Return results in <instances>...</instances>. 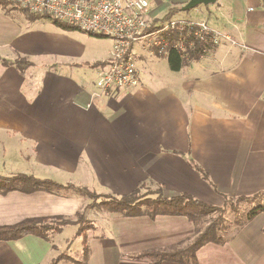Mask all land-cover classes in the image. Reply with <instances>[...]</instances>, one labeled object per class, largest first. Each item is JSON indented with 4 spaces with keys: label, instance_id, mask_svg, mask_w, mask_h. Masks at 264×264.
Returning a JSON list of instances; mask_svg holds the SVG:
<instances>
[{
    "label": "crops",
    "instance_id": "0c3cea01",
    "mask_svg": "<svg viewBox=\"0 0 264 264\" xmlns=\"http://www.w3.org/2000/svg\"><path fill=\"white\" fill-rule=\"evenodd\" d=\"M149 3L151 24L170 11L157 14ZM197 8L170 20L205 22L232 41L212 43L172 71L168 56L142 40L133 48L140 87L104 93L98 73L113 49L50 19L33 20L15 4L0 5V175L116 197L161 188L167 197L187 194L215 207L239 199L264 206V196L252 201L264 195V0ZM91 202L71 190L0 194V226L72 222L49 240L0 242V264H182L153 253L188 243L195 235L188 218L97 208L85 214L93 223L85 255L77 214ZM233 225L224 229L229 234L220 227L222 243L197 251L196 264H264V213Z\"/></svg>",
    "mask_w": 264,
    "mask_h": 264
},
{
    "label": "trees",
    "instance_id": "16d2710c",
    "mask_svg": "<svg viewBox=\"0 0 264 264\" xmlns=\"http://www.w3.org/2000/svg\"><path fill=\"white\" fill-rule=\"evenodd\" d=\"M8 4L13 3L0 0L1 6H6ZM180 10V8H173L163 18L153 21L148 32L156 31L160 24L169 21L172 16ZM22 11L33 20L50 19L56 26L63 30H80L74 25L55 20L46 15H34L24 10ZM195 30L196 28L188 29L183 34L185 55L177 48L173 47V43L178 40L179 31H171L164 36L168 49V63L172 71H180L186 62L198 60L205 54L206 50L210 48V45H212L209 36L206 37L205 41L199 40L195 35ZM90 35L98 38H105L103 36ZM22 62L27 66L29 65L27 61ZM22 62H17V66H21ZM64 190L78 192L93 200L91 204L87 205L83 212L77 214V222L80 225L77 236L84 237L83 249L85 255H87L89 251L87 246V232L93 228V223L86 219L85 214L88 209L97 208L112 213H119L127 217L147 215L151 219H154L158 215H169L188 218L195 226L194 237L183 246H173L165 252L153 253L161 259H173L182 264H196V253L206 243L214 242L220 244L224 241L218 234L221 227V219H223L227 209L238 211V204L244 200H228L223 207H215L187 194H177L167 197L164 195L161 188L147 190L145 193H143L141 189H138L129 195L116 197L110 194L97 193L87 188H78L70 184L61 185L50 179H40L33 175H0V194L2 195L15 191L29 195L41 191L53 193ZM263 196L264 195H258L253 197L252 201L260 199ZM215 213L219 214V216L216 219L208 221V216ZM262 213H264V206H257L248 213L246 219L236 221L237 225L241 228ZM71 223V221L61 217H53L27 219L16 225L0 226V242L15 241L28 235H35L42 239L49 240L51 234L61 232L63 227ZM147 255L151 256V254ZM63 256L65 255L61 257ZM57 262V260H53L51 264H57Z\"/></svg>",
    "mask_w": 264,
    "mask_h": 264
},
{
    "label": "built area",
    "instance_id": "2783aa9c",
    "mask_svg": "<svg viewBox=\"0 0 264 264\" xmlns=\"http://www.w3.org/2000/svg\"><path fill=\"white\" fill-rule=\"evenodd\" d=\"M34 15H46L55 20L78 27L81 31L103 36L114 41L108 65L99 70L98 86L102 92H119L140 87L134 45L142 40L160 35L155 42L160 55H168L165 35L179 31L173 43L185 55L183 34L196 28L195 35L205 41L209 36L212 43L221 39L232 41L229 34L212 31L205 22L169 20L148 32L149 0H5Z\"/></svg>",
    "mask_w": 264,
    "mask_h": 264
},
{
    "label": "rangeland",
    "instance_id": "374dc122",
    "mask_svg": "<svg viewBox=\"0 0 264 264\" xmlns=\"http://www.w3.org/2000/svg\"><path fill=\"white\" fill-rule=\"evenodd\" d=\"M150 1H151L152 10L154 9L153 11L157 12V14L161 13V15H162V14H166V8H168V7L170 8V10L173 9V8H180L181 10L178 11V12L179 13L182 12L183 7L190 0H150ZM198 8H200V6H198ZM182 15H184V14H182ZM183 17H185V16H183ZM85 34L88 35L87 33H85ZM160 35L158 34L155 37L150 38V44H151L150 49H151V51H155L156 50L157 46H156L155 42H158L159 40L162 39V37ZM88 36H90V35H88ZM90 37H92L94 39H100L99 40L100 42H97V41L96 42L104 45V48L113 49L114 41L112 39H109V38H98V37H94V36H90ZM80 195L83 196L86 199L87 203L91 202V201L87 200V199H91L88 196H84L82 194H80ZM92 202H93V200H92ZM254 205L258 206V203L256 202V204L254 203ZM254 205H251V204H248V203H243L241 205L239 204L238 205V211L236 213H231V214L227 215L226 217H224L225 216V214H224L223 219H221V227H222V231H223V232L222 231L221 232L224 233V234H225V232L227 233L228 231L227 230L225 231L224 230L225 228H229L231 230V228L234 226L233 225L234 222L246 219L248 213L251 210H253V208H254L253 206ZM218 216H219V214L215 213V214L209 216L207 219H208V221H211L212 219H216ZM227 234H229V233H227Z\"/></svg>",
    "mask_w": 264,
    "mask_h": 264
},
{
    "label": "water",
    "instance_id": "95a60500",
    "mask_svg": "<svg viewBox=\"0 0 264 264\" xmlns=\"http://www.w3.org/2000/svg\"><path fill=\"white\" fill-rule=\"evenodd\" d=\"M218 2V0H190L184 7L183 11H189L197 8L198 6H209L214 5Z\"/></svg>",
    "mask_w": 264,
    "mask_h": 264
}]
</instances>
